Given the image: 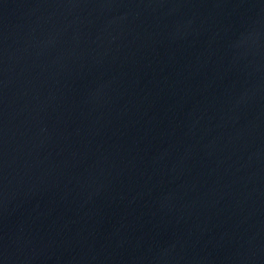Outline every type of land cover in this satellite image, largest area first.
Returning a JSON list of instances; mask_svg holds the SVG:
<instances>
[{"label":"water","instance_id":"95a60500","mask_svg":"<svg viewBox=\"0 0 264 264\" xmlns=\"http://www.w3.org/2000/svg\"><path fill=\"white\" fill-rule=\"evenodd\" d=\"M0 264H264V0H0Z\"/></svg>","mask_w":264,"mask_h":264}]
</instances>
